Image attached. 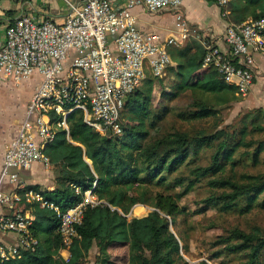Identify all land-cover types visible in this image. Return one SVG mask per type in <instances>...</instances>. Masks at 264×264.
I'll return each mask as SVG.
<instances>
[{"label":"trees","instance_id":"16d2710c","mask_svg":"<svg viewBox=\"0 0 264 264\" xmlns=\"http://www.w3.org/2000/svg\"><path fill=\"white\" fill-rule=\"evenodd\" d=\"M228 11L230 22L237 25L259 20L264 18V0H233ZM169 53L175 80L171 92L161 96L175 101L190 91L193 97L186 107L166 105L153 113L150 97L156 79L148 74L142 87L126 98L122 136L95 133L80 110L68 117L67 132L58 127L61 118L51 114L56 137L45 154L51 163L63 164L56 166L57 188L48 192L30 185L26 190L41 193L64 211L81 203L91 190L103 203L86 209L68 260L60 254L64 243L56 213L37 202L27 204L24 209L35 216L31 231L39 245L6 264H86L94 246L97 264H189L182 254L189 250L188 240L175 235L170 219L175 224L187 215L180 203L199 185L211 193L199 213L264 211V110L246 111L225 125L223 112L238 103L240 95L215 68L202 73L204 44L192 38L182 47L169 48ZM169 115L188 127L164 129L161 124ZM206 153L210 159L203 165ZM137 205L154 211L129 220ZM214 246L219 250L212 259L243 255L247 264H264L261 228L249 233L233 229Z\"/></svg>","mask_w":264,"mask_h":264},{"label":"built area","instance_id":"2783aa9c","mask_svg":"<svg viewBox=\"0 0 264 264\" xmlns=\"http://www.w3.org/2000/svg\"><path fill=\"white\" fill-rule=\"evenodd\" d=\"M50 1L64 4V22L36 21L23 15L7 27L0 47V81L18 83L35 75L42 78L17 137L6 151L0 174V264L18 261L23 252H34L39 245L31 231L35 216L32 210L23 209L27 204L37 202L56 213L63 250L69 251L78 238L77 226L82 224L86 209L103 203L91 190L81 203L64 211L45 201L39 192H18L25 190L19 172L36 164L51 169L45 154L56 137L51 114L61 118L58 127L67 132L68 117L80 110L95 133L122 136L126 98L142 87L148 74L156 81L164 79L174 67L169 48L182 47L191 38L190 27L179 13L178 37L142 33L132 13L137 7L152 14L179 12L184 0H126L122 7L112 0ZM232 1L214 0L224 17L230 14ZM224 40L228 53L204 42L207 53L203 68H215L226 84L246 96L254 85V55L264 58V18L229 24ZM8 183L14 184V191H5Z\"/></svg>","mask_w":264,"mask_h":264},{"label":"crops","instance_id":"0c3cea01","mask_svg":"<svg viewBox=\"0 0 264 264\" xmlns=\"http://www.w3.org/2000/svg\"><path fill=\"white\" fill-rule=\"evenodd\" d=\"M112 1L120 7L124 6L126 2V0ZM132 13L137 19V28L142 33L154 32L164 37H178L179 28L176 14L179 13L190 27V39L200 40L202 44L208 41L223 52L228 53L230 51L225 43L224 36L229 24H231V16L229 14L224 17L221 7L215 4L214 0H184L179 12L170 10L152 14L146 12L142 7H137L132 10ZM23 15H29L35 18L36 21L53 19L58 23H62L67 13L64 4L60 1L0 0V47L6 40L7 27ZM254 58V85L246 96H242L238 92V95H240L238 104L245 105L248 110H264V58L258 54H255ZM207 70L209 69L203 68L202 73L207 72ZM175 72L176 69H173L174 76ZM41 81L42 78L39 75L18 83H15L12 79L0 81V174L6 151L16 139L20 125L26 116L27 105ZM6 93H11V96L6 95ZM84 159L91 164L87 157ZM40 166L36 164L29 171L19 172V181L25 185V190L18 191L20 194L23 195L27 191V186L30 185L40 186L42 191L53 192L56 190L54 173H51V177L50 175H41L42 172L40 173V170H38ZM47 172H50V170H47ZM5 191H14V184H6ZM60 254L65 260L70 257L69 251L63 250ZM97 254L98 248L94 246L89 253L86 264H97Z\"/></svg>","mask_w":264,"mask_h":264},{"label":"rangeland","instance_id":"374dc122","mask_svg":"<svg viewBox=\"0 0 264 264\" xmlns=\"http://www.w3.org/2000/svg\"><path fill=\"white\" fill-rule=\"evenodd\" d=\"M175 80L173 69L162 80L155 81V85L152 88V94L150 97L151 110L156 113L163 108V106H170L174 108H184L192 100V92H187L179 99L163 100L162 92H171V87ZM35 89V88H34ZM11 96V93H6ZM249 111L243 104H234L232 108L223 112L225 125L232 124L234 120L241 114ZM163 128H187L188 126L176 122L174 115H169L167 119L162 122ZM210 154V153H209ZM206 153L204 155L201 164L206 165L209 163L210 155ZM63 167V164L60 163ZM52 163L50 172L40 166L41 175L47 176L56 172V166L60 165ZM49 173V174H48ZM211 193L203 186L199 185L197 189L182 200L180 205L185 208L187 215L178 217L175 224L170 219L171 230L175 235L180 238L184 237L188 240L189 250L183 251V257L189 264H200L202 261L208 264H247L248 259L243 255L222 256L219 259H212L213 254L219 250L215 247V243L219 237L227 236L233 229H240L246 232H251L254 228H261L264 231V211L254 210L249 214L241 215L239 212H233L229 214H221L216 209H207L205 213H199V211L205 207L203 203ZM154 211L152 207L137 205L131 213L128 215L129 220L132 218H140L148 215ZM183 247L184 244L181 243Z\"/></svg>","mask_w":264,"mask_h":264}]
</instances>
